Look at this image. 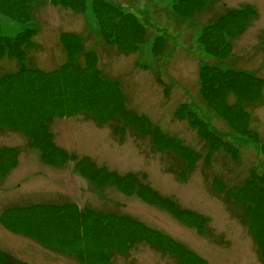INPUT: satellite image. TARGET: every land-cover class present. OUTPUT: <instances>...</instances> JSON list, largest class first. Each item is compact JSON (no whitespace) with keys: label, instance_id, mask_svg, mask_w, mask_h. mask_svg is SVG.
I'll return each instance as SVG.
<instances>
[{"label":"rangeland","instance_id":"rangeland-1","mask_svg":"<svg viewBox=\"0 0 264 264\" xmlns=\"http://www.w3.org/2000/svg\"><path fill=\"white\" fill-rule=\"evenodd\" d=\"M0 83V264H264V0H0Z\"/></svg>","mask_w":264,"mask_h":264},{"label":"trees","instance_id":"trees-1","mask_svg":"<svg viewBox=\"0 0 264 264\" xmlns=\"http://www.w3.org/2000/svg\"><path fill=\"white\" fill-rule=\"evenodd\" d=\"M63 2H65V3H69L70 2V0H63ZM78 6H80V5H77V7ZM20 38V37H19ZM159 57H163V55H160ZM53 74H55V73H53ZM67 79H69V78H67ZM1 85H10V86H12V84H4V83H0ZM0 85V86H1ZM63 85V84H62ZM64 86V85H63ZM47 87L48 88H51V85H47ZM50 90V89H49ZM107 257H108V255H107ZM16 260V259H15ZM14 260V258H12V257H10V256H7V262H6V260H5V262H4V264H25V263H22V262H19V261H15Z\"/></svg>","mask_w":264,"mask_h":264}]
</instances>
